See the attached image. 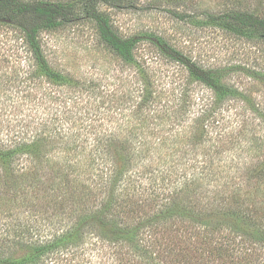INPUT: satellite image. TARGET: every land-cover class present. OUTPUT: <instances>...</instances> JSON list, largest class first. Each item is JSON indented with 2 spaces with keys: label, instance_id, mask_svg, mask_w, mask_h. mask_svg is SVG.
I'll return each mask as SVG.
<instances>
[{
  "label": "trees",
  "instance_id": "obj_1",
  "mask_svg": "<svg viewBox=\"0 0 264 264\" xmlns=\"http://www.w3.org/2000/svg\"><path fill=\"white\" fill-rule=\"evenodd\" d=\"M168 3L179 10L187 7V0ZM101 5L113 9L139 7L138 0H0V19L18 23L35 74L53 86H65L66 75L54 69L45 55L41 40L45 31L89 19L114 55L126 63L135 61L142 39L122 36L110 16L100 10ZM172 11L185 22L197 23L204 18L207 25L254 48L264 64V17L242 10L218 15L209 11ZM150 39L161 56L184 67L193 83L208 90L207 97L198 98L202 110L199 118L205 127L218 128V115L227 105L244 103L240 88L228 83L236 68L202 65L165 38ZM249 76L261 80L264 71L254 70ZM45 117L34 120L33 131L30 123L25 122V132L17 134L15 142H0V183L3 176L17 172V178L11 177L6 185L4 195L9 194L10 200L1 193L0 200L10 204L17 197L15 203L21 211L17 238L0 232V264H65L80 256L89 260L95 254L98 264H264V216L260 215L259 185L241 183L242 187L254 186V194L241 193L238 188L221 201L216 197L204 200L206 196L202 203L195 200L203 193L204 179L216 180L217 173L210 170L214 162L210 156L212 147L195 148L202 150L196 153L203 154L200 167L194 166L201 172L185 177V186L180 187L178 165L165 160L155 167L152 159L153 153L163 155L169 139L176 144L175 133L155 143L152 137L162 135L163 131L148 132L151 137L142 141L143 132L137 130L124 135L107 131L84 145L77 134L68 132V138L65 137L67 133L64 135L57 117ZM209 133L205 128L198 130L197 139L202 142H196L203 146ZM258 133L249 135L241 129L224 136L230 138L233 146L243 148L248 157L244 156L241 164L245 166L244 173L255 172L260 181L264 180V141ZM115 155L123 160L120 169ZM148 158L151 160L144 162ZM95 170L93 178L91 172ZM231 170L239 171V164L228 171ZM253 180L250 178L249 182ZM31 215L35 219L32 224ZM44 221L48 224L43 225Z\"/></svg>",
  "mask_w": 264,
  "mask_h": 264
},
{
  "label": "rangeland",
  "instance_id": "obj_2",
  "mask_svg": "<svg viewBox=\"0 0 264 264\" xmlns=\"http://www.w3.org/2000/svg\"><path fill=\"white\" fill-rule=\"evenodd\" d=\"M44 1L78 3L81 0ZM168 1L138 0L137 10L100 6L122 36L142 39L133 63H126L114 55L102 43L95 23L89 19L43 32L41 40L45 55L54 69L66 75L65 86H53L35 74L34 62L18 23L0 19V142H15L17 134L25 132V122L30 123L33 131L34 120L37 122L45 116L50 120L57 117L58 123H62L64 135L67 133L65 137L68 138V132L77 134L84 145L93 143L96 136L107 131H118L124 135L137 130L143 132L141 141L151 137L148 132L163 131L162 135L157 133L152 137L155 143L173 132L174 138L178 136L176 144H171L169 139L166 146L162 141L163 155L152 154L155 167L165 160L178 165L177 172L182 182L180 187H184L185 177L191 178L200 171L194 166L200 167L203 154L196 156V153L212 147L210 156L215 164H207L211 166L210 170L217 173L216 180L212 181V177L204 179L203 193L195 198L196 202L202 203L205 196L204 200L216 197L221 201L238 188L242 189L241 193L252 191L254 194V186L241 185L251 183L260 187V215L264 216V180L258 181L255 172L250 175L244 173L242 169L245 166L241 167L246 156L243 148L233 146L230 138L224 136L244 129L249 135L259 132L261 142L264 141V79L255 80L249 76L254 70L264 71L261 54L245 42L232 39L207 25L204 18L197 23L185 22L176 18L172 11H209L218 15L230 10H242L264 17V0H187V7L180 10ZM150 36L165 38L202 65L236 68L228 83L240 88L243 93L240 98L244 103L239 101L232 103V107L227 105L218 115L221 122L218 128L205 127L199 118L202 110L198 98L207 97L208 90L193 83L184 67L161 56L151 44ZM184 119L187 121L184 122ZM203 128L210 133L202 146L197 143L202 142V139H197V133ZM197 146L202 148L195 150ZM114 157L118 169L122 168L123 160L120 161L119 155ZM150 160L148 158L144 162ZM238 164L239 171H228ZM95 174L96 170L91 172L93 178ZM8 175L2 178L0 193L10 200V195L4 193L10 178H17V172ZM250 178L255 181L249 182ZM225 183L227 185L222 187L221 184ZM13 200L10 204L0 200V232H9L17 238V219L21 211L15 203L17 197ZM42 203L41 200L39 206ZM41 208L44 210V206ZM206 209L208 211V206ZM31 217L30 224L35 220ZM20 219L24 222V217ZM42 223L48 224L46 221ZM106 248L109 249L107 245ZM80 257L65 264H98L96 254L89 260Z\"/></svg>",
  "mask_w": 264,
  "mask_h": 264
},
{
  "label": "water",
  "instance_id": "obj_3",
  "mask_svg": "<svg viewBox=\"0 0 264 264\" xmlns=\"http://www.w3.org/2000/svg\"><path fill=\"white\" fill-rule=\"evenodd\" d=\"M5 21H6V22H9V20H8V19H6Z\"/></svg>",
  "mask_w": 264,
  "mask_h": 264
}]
</instances>
